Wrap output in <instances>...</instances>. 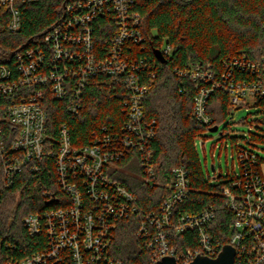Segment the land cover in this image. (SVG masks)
I'll list each match as a JSON object with an SVG mask.
<instances>
[{
  "label": "built area",
  "instance_id": "2783aa9c",
  "mask_svg": "<svg viewBox=\"0 0 264 264\" xmlns=\"http://www.w3.org/2000/svg\"><path fill=\"white\" fill-rule=\"evenodd\" d=\"M37 1L0 0V32L19 30L21 4ZM64 14L42 43L19 50L13 64L0 62V97L9 100L7 119L16 130L9 145L0 130L4 187H11L23 169L37 171L43 158L53 156L62 190L61 196L51 199L54 208L24 218L31 235L46 237V246L23 258L9 256L4 264H124L113 256L112 246L120 224L135 215L140 218L136 234L155 264L165 257H175L178 264H188L199 255L217 257L225 244L211 235L214 210H178L191 190L184 165L172 169L170 193L153 210L144 209L137 194L108 171L116 162L136 157L144 183L154 184L157 121L146 118L144 102L158 65L138 53L146 50L147 38L135 0H65ZM104 20L107 46L99 45L97 35L98 23ZM160 50L166 56L171 46ZM173 72L195 85L193 115L209 130L220 127L208 113L209 100L217 90L228 94L231 114L250 105L264 109V55L256 60L233 56L224 61L222 71L211 63H197ZM91 84L103 91L125 92L123 125L94 130L91 142L82 146L73 143L66 123L57 137L49 139L46 96L66 102L69 111L77 114ZM237 156L240 171L222 189L235 216L226 244L235 249V264H264V160L253 148L242 146ZM171 228L177 234L196 231L198 247L177 252L169 243Z\"/></svg>",
  "mask_w": 264,
  "mask_h": 264
},
{
  "label": "trees",
  "instance_id": "16d2710c",
  "mask_svg": "<svg viewBox=\"0 0 264 264\" xmlns=\"http://www.w3.org/2000/svg\"><path fill=\"white\" fill-rule=\"evenodd\" d=\"M65 0H40L21 4L22 25L16 32H0V62L13 64L15 54L22 48L43 42L44 35L65 17ZM135 10L142 17L141 29L146 36L145 51L141 55L157 62L158 73L145 97V115L157 121L153 143L154 184L144 183V172L136 157H128L109 167V174L138 196V203L146 210L156 209L169 195L167 184L172 169L184 165L190 175L191 190L178 207L181 211L199 212L212 209L215 218L211 235L226 244L232 232L233 212L226 206L223 186L233 175L222 173L206 176L197 153L195 140L207 129L193 115L195 85L187 78L174 74L175 68L211 63L222 71L224 61L233 56L246 55L259 59L264 55V0H135ZM99 45L107 46L109 36L98 23ZM171 46V53L162 64L154 49L163 43ZM116 89L103 91L91 84L85 90L84 104L77 114L69 111L66 102L48 94L47 137L59 135L66 123L73 143L82 146L91 142L92 132L106 125L119 129L126 120L123 112L125 92ZM7 97H0V130L7 145L16 130L7 117ZM264 105V104H263ZM230 101L226 92L217 90L209 100L208 113L214 124H221L229 113ZM264 113V109H262ZM39 170L29 167L14 177L11 187H4V163L0 153V264L9 257L23 258L46 246L43 234L31 235L24 218L32 212L54 208V195L61 196L53 156L43 158ZM134 164V165H132ZM215 170V168H214ZM208 179H224L211 184ZM49 195V196H48ZM139 216L123 221L116 231L112 254L124 264H155L136 232ZM169 243L177 251L198 247L196 231L177 234L168 231Z\"/></svg>",
  "mask_w": 264,
  "mask_h": 264
},
{
  "label": "rangeland",
  "instance_id": "374dc122",
  "mask_svg": "<svg viewBox=\"0 0 264 264\" xmlns=\"http://www.w3.org/2000/svg\"><path fill=\"white\" fill-rule=\"evenodd\" d=\"M163 47H166L165 42ZM263 117L260 106L250 105L229 113L218 131L205 129L200 132L195 146L206 176L214 177L215 173L218 175L220 172L226 178L228 173L233 175L234 172H239L238 146L253 148L264 160ZM222 180L224 179H208L211 184Z\"/></svg>",
  "mask_w": 264,
  "mask_h": 264
},
{
  "label": "water",
  "instance_id": "95a60500",
  "mask_svg": "<svg viewBox=\"0 0 264 264\" xmlns=\"http://www.w3.org/2000/svg\"><path fill=\"white\" fill-rule=\"evenodd\" d=\"M154 53L156 57L162 62L166 63L167 59L160 49L155 48ZM211 131H217L218 126H214ZM214 170V165H212ZM156 264H178L175 257H165L159 260ZM188 264H235V249L229 244H225L217 257H209L206 255H199Z\"/></svg>",
  "mask_w": 264,
  "mask_h": 264
}]
</instances>
